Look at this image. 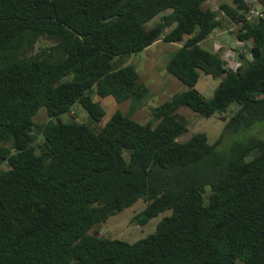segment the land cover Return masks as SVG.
<instances>
[{"label": "trees", "instance_id": "trees-1", "mask_svg": "<svg viewBox=\"0 0 264 264\" xmlns=\"http://www.w3.org/2000/svg\"><path fill=\"white\" fill-rule=\"evenodd\" d=\"M206 2L0 0V264H264V139L219 149L226 134L263 128L264 18L247 20V0ZM225 22L251 44L236 69L202 47ZM41 39L52 44L34 52ZM159 40L180 44L166 69L188 89L149 123L121 109L106 120L100 98L148 92L136 65L117 60ZM202 73L220 81L211 99L195 88ZM77 106L93 123L62 118ZM182 108L227 121L226 132L182 142ZM139 200L140 226L171 211L155 233L129 243L95 229Z\"/></svg>", "mask_w": 264, "mask_h": 264}, {"label": "rangeland", "instance_id": "rangeland-1", "mask_svg": "<svg viewBox=\"0 0 264 264\" xmlns=\"http://www.w3.org/2000/svg\"><path fill=\"white\" fill-rule=\"evenodd\" d=\"M250 2L251 0H247ZM221 3H227L233 5V0H208L205 3V7L212 8L214 10L219 9ZM170 10L163 12L152 21L147 24V28H152L158 24L163 15L169 13ZM233 24L230 22H225V26L219 29L218 33L212 34L207 40L202 43V47L212 53H220L224 60L230 59L231 63L228 61L227 66L236 67L232 62V49L238 48L242 52L248 48L250 49L251 44H240L236 40V35L229 32L230 27ZM171 29H167L168 33ZM217 43H216V42ZM52 42L47 39H41L35 51H39L41 46H49ZM221 47H218V45ZM180 48V44L166 43L164 40H159L153 46L147 50L139 53L135 57L125 58L123 61L118 59V66L135 64L136 68L140 74V82L143 84L148 92L147 95L140 101L135 102L132 100L126 101L121 104H116L113 97H108L102 99L95 97V101L101 102V105L105 108L107 112L106 120H109L117 109H121L123 113L129 114L134 120L146 124L152 120V109L159 106L165 101L171 100L175 94L180 93L188 89L179 79L170 74L166 65L176 52ZM240 51V50H239ZM33 52V53H34ZM231 54V55H230ZM220 81L214 79L211 76H207L204 73L201 74L199 82L196 85V89L206 98L211 99L214 96V92L218 87ZM180 113L188 117V132L180 137L179 140L185 142L189 140L194 134L205 133L208 136L210 144H215L219 138L226 132L227 121H223L219 118H203L198 116L192 110L188 108H182ZM65 121H78L86 124L93 123L89 114L81 109L80 107H75L72 113L62 117ZM37 123H44L48 120V115L46 109L40 110L38 115L35 117ZM262 127L252 129L250 131L244 132L243 135L237 134H226V137L219 149L222 152L228 153L234 144V142L246 141L251 138H263L264 139V123H261ZM95 130H100L102 125L93 124ZM5 166L2 167V169ZM146 203L143 200H139L130 208L125 209L118 215L112 216L106 223H102L103 226H98L97 229L100 235L111 239H120L129 243H135L138 240L148 237L149 235L156 232L158 224L161 220L171 214V211L160 214L156 218L150 220V222L145 226H140L134 222V217L137 216L146 207Z\"/></svg>", "mask_w": 264, "mask_h": 264}, {"label": "built area", "instance_id": "built-area-1", "mask_svg": "<svg viewBox=\"0 0 264 264\" xmlns=\"http://www.w3.org/2000/svg\"><path fill=\"white\" fill-rule=\"evenodd\" d=\"M249 7H250V10L246 14V17H247V20L248 21H251L253 19L264 18V2L262 0H251L249 2ZM238 29H239L238 25L233 24V26L230 27L229 32L231 34H235L236 35V33L238 32ZM216 32L218 33L219 30H216ZM218 47H220V46L218 45ZM240 52H242L241 49H238V48L237 49L236 48H233L232 49V53H234L232 55L233 56L232 59L234 61H232V62L236 65V67L229 66L230 68L236 69L238 67L239 63L237 61H238V57H239V53ZM245 52H247V49L245 50ZM228 61L231 63L229 57H228V59H226V62H228Z\"/></svg>", "mask_w": 264, "mask_h": 264}, {"label": "clouds", "instance_id": "clouds-1", "mask_svg": "<svg viewBox=\"0 0 264 264\" xmlns=\"http://www.w3.org/2000/svg\"><path fill=\"white\" fill-rule=\"evenodd\" d=\"M219 30V29H218ZM215 33H217L216 31L213 33V34H215Z\"/></svg>", "mask_w": 264, "mask_h": 264}]
</instances>
